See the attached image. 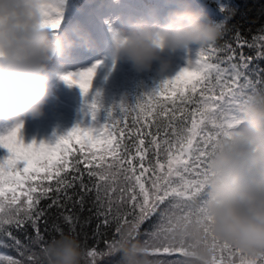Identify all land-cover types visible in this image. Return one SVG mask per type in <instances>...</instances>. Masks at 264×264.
I'll list each match as a JSON object with an SVG mask.
<instances>
[{"label": "snow or ice", "instance_id": "snow-or-ice-1", "mask_svg": "<svg viewBox=\"0 0 264 264\" xmlns=\"http://www.w3.org/2000/svg\"><path fill=\"white\" fill-rule=\"evenodd\" d=\"M217 7L227 25L231 8L224 0H217ZM47 23L58 27L56 19ZM233 37L202 49L195 61L134 105L121 104L119 115L109 109V119L98 129L76 125L53 144L24 143L22 125L0 135V147L7 150L0 158V247L19 253V258L0 254V264H40L42 249L65 234L79 240L85 264H118L119 256L108 253L125 227L148 254L176 255L167 261L179 264L182 253L174 243L179 230L207 218V158L238 123L241 105L264 94V68L257 63L264 60V31L251 40L238 31ZM94 74L88 68L62 79L87 94ZM96 108L94 98L93 119ZM102 128L106 138L98 135ZM92 148L112 159L89 167L92 160L84 152ZM37 180L51 182L33 183ZM89 202L90 215L82 220L79 211ZM93 220L89 242L85 228ZM205 244L212 249L210 264H264V256L250 257L215 237Z\"/></svg>", "mask_w": 264, "mask_h": 264}, {"label": "clouds", "instance_id": "clouds-1", "mask_svg": "<svg viewBox=\"0 0 264 264\" xmlns=\"http://www.w3.org/2000/svg\"><path fill=\"white\" fill-rule=\"evenodd\" d=\"M166 2L170 6L162 16L153 12L151 19L132 21L127 29H111L107 55L113 63L124 61L143 72L156 62L164 73L171 66L169 54L191 46L211 47L223 36L225 22L215 20L201 0ZM66 3L0 0V121L15 127L43 115L48 81L59 75L50 62L74 46H93L79 27L73 29V38L54 32L58 27L47 23L56 19L59 26ZM236 118L238 123L207 158V218L195 220L189 230L194 240L215 237L255 258L264 256V94L243 103ZM131 231L122 230L111 254L119 256L118 264H145ZM212 254L211 247L202 246L194 264H210ZM85 257L71 234L56 237L39 254L40 264H85Z\"/></svg>", "mask_w": 264, "mask_h": 264}, {"label": "rangeland", "instance_id": "rangeland-1", "mask_svg": "<svg viewBox=\"0 0 264 264\" xmlns=\"http://www.w3.org/2000/svg\"><path fill=\"white\" fill-rule=\"evenodd\" d=\"M102 2L103 4H100L99 0H90V6L98 14L101 24L94 22V25H89L87 28L92 30L90 33L83 28V25L79 27L91 37L93 46L91 48L74 46L64 56L55 57L49 65L50 68L56 69L59 75L94 68L95 75L89 92L82 94L79 87L67 84L59 78V75L53 76L48 81V88L53 89L51 98L53 102L51 99L49 100L50 107L44 108L43 115L37 118H26L23 121L20 136L24 143L35 140L37 143L43 141L53 144L76 125L98 129L101 125L97 123L96 117L93 119L92 112L89 110L92 100L99 94L114 95L126 84L124 83L126 79L131 77L130 80H132L133 76L131 75L135 69L124 61L113 63L108 55L98 61H92L90 55L100 48L109 46L111 29H127L132 21L151 19L153 12L156 13V7L159 4H166V0H102ZM155 2L156 4H154ZM201 2L208 4L206 0H201ZM204 7L210 14L208 8L205 5ZM76 11L75 3L72 0H67L61 22L58 28L53 31L75 38L74 32L69 29L76 28L71 25L76 21L74 17ZM71 15H73L72 18H70ZM95 36H99V41H94ZM201 50L198 46H191L185 57H181L179 51L169 54L171 66L164 73L173 75L180 68L188 66L189 62L195 61ZM63 64H68L67 70L63 68ZM151 70L158 72V63L154 62ZM53 82L56 83L51 86ZM13 127L12 122L0 121V135H5ZM106 132L107 129L102 128L98 135L106 138ZM6 155L7 150L0 147V158Z\"/></svg>", "mask_w": 264, "mask_h": 264}, {"label": "trees", "instance_id": "trees-1", "mask_svg": "<svg viewBox=\"0 0 264 264\" xmlns=\"http://www.w3.org/2000/svg\"><path fill=\"white\" fill-rule=\"evenodd\" d=\"M224 2L228 3L229 7L232 10L231 19L227 21V25L225 26V28L227 27V31H224L223 36L220 38V40L217 41V44L223 45L226 42H232L234 39L233 33L237 31L240 33L241 38H245L248 40H251L254 35H259L260 31H264V0H224ZM214 3L217 5V0H215ZM215 20L223 21V17L221 16L220 13L215 18ZM252 51L253 49L245 48V52L249 55L252 54L251 53ZM257 63L259 68H264V60H260ZM167 78L158 79L156 86H153L148 83H144L142 80H140V90L136 92H132L127 97H124L121 104H125L128 106L134 105L140 95H144L146 93H150L158 89L162 81ZM146 87H148V90H146ZM160 99H165V97L161 96ZM79 148L80 146L77 144L76 149L78 150ZM74 154H78V151L71 153L69 159H71L72 155ZM84 155L88 157V159L92 160V164L88 165L89 167H93V166L98 167L100 164H106L108 161L112 159V157L108 156L106 153L92 149L85 150ZM81 166L83 167L84 165L82 164ZM40 182L50 183L51 181H40V180L33 181V183H40ZM26 187L27 185H25L21 190L20 193L21 198H23L22 193L23 191H26ZM90 207H91V203L89 202L85 204V208L83 211H79L77 209V211H79V215L82 220L84 217L90 215V213L88 212V208ZM52 219H55V217H53ZM194 221L195 220L186 222L179 230V234L176 235L175 237L174 243L176 244L178 250H180L182 253L181 256L178 258L179 264H194V261L187 262V260L184 258L185 257L194 258L198 249L201 248L202 246H206L205 240H201V241L194 240L190 234L189 228ZM94 224H95V220H93L92 223L88 224L85 228V231L89 233V237H88L89 242H91V232L94 227ZM133 236L134 233L131 231L130 238H132ZM134 240L140 242L141 248L139 250L143 254V259L145 261V264H160L161 260L164 261V264H168L167 260L177 258L176 255L168 256L166 254H158L156 257H154L151 254H148L145 245L141 242L140 239H134ZM114 245L111 246L108 254L114 252ZM100 246L102 247L103 245L101 244ZM0 253L3 255H11L14 258H19V253L16 251L15 248L12 247H0Z\"/></svg>", "mask_w": 264, "mask_h": 264}, {"label": "bare ground", "instance_id": "bare-ground-1", "mask_svg": "<svg viewBox=\"0 0 264 264\" xmlns=\"http://www.w3.org/2000/svg\"><path fill=\"white\" fill-rule=\"evenodd\" d=\"M63 68H64L65 70H67V68H68V64H63Z\"/></svg>", "mask_w": 264, "mask_h": 264}]
</instances>
